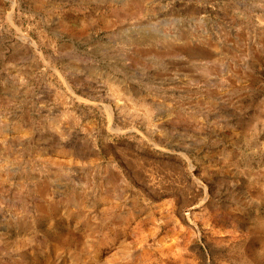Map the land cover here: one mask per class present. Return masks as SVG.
<instances>
[{
	"label": "rangeland",
	"instance_id": "374dc122",
	"mask_svg": "<svg viewBox=\"0 0 264 264\" xmlns=\"http://www.w3.org/2000/svg\"><path fill=\"white\" fill-rule=\"evenodd\" d=\"M0 264H264V0H0Z\"/></svg>",
	"mask_w": 264,
	"mask_h": 264
}]
</instances>
